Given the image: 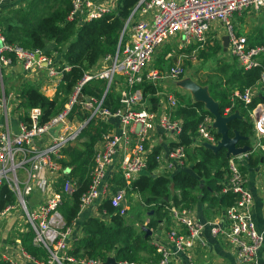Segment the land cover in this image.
I'll list each match as a JSON object with an SVG mask.
<instances>
[{"label": "built area", "instance_id": "obj_1", "mask_svg": "<svg viewBox=\"0 0 264 264\" xmlns=\"http://www.w3.org/2000/svg\"><path fill=\"white\" fill-rule=\"evenodd\" d=\"M15 1L0 0V8ZM68 1L72 4L68 19L81 26L116 12L119 0ZM262 9L264 0H139L121 32L115 54L99 61L100 70L94 71L96 66L90 69L74 87L70 96L71 105L44 125L41 124V109L35 108L22 120L18 119L17 131H14L10 119L12 111L18 107L12 102L13 94H7L1 83L0 190L7 184L17 195L32 230L33 245L45 250L48 255L46 262L36 261L23 247H19L7 259L8 264H26L29 261H36V264L106 262L101 258L77 259L70 255L79 238L76 237L75 225L68 226L60 212L65 204V196L72 198L79 188L78 181H73L63 172L58 159H62L63 148L76 137V134H72L73 125L70 124L69 115L78 103L82 88L93 79H101L107 81L108 89L117 80L123 89L121 107L115 113L103 109V102L97 103L93 98L83 103V110H90L93 104L98 105L93 118H101V115L106 119L117 118L120 129L105 134L96 148L94 164L89 173L91 183L80 199V212L90 211L100 215V218H109L106 211H100V207L109 202L115 214L123 217L127 212L123 200L128 189H132L133 184L147 172L151 153L160 147L149 145L154 142L156 129L176 137L183 129V121L174 116L179 107L175 96H167L166 111L159 115L145 104L143 87L147 83H158L165 78L177 80L185 73L181 65H173L167 75L157 69H148L158 49L176 37L179 38L180 50L210 43L215 45L216 41L220 43L224 37H228L230 55L240 70L263 67L264 45L251 46L237 25V17ZM0 44V78L3 68H6L11 72L19 70L26 74L25 77L42 73L50 79L58 78L61 81L64 74L72 69L69 64L59 60L56 53L47 55L44 51L27 49L17 42L10 43L1 23ZM260 85L264 90V68ZM257 88L253 86L233 91L229 97L230 105L225 109V116H229L239 111L238 105L242 104L240 106L249 112L255 132V145H250V152L231 157L229 176L223 181L220 194L237 195L235 204L226 208L220 218L207 222L199 220L195 208L167 207L166 211L175 226L166 233V239L153 234L151 243L156 249L157 260H116L118 264H195L197 249L207 248L204 239L206 230H209L212 238L234 249L238 264H258L259 253L264 248V231L258 230L253 219L255 197L242 171L244 158L259 149L264 150V102L249 109L258 97ZM213 120L206 117L199 125L198 138L194 143L217 145L219 140L215 136ZM59 126L58 136L54 137L49 131ZM132 127H135L133 135ZM155 141L160 144L158 139ZM161 150L156 156L155 176L173 174L187 167L188 154L184 146H170L167 150ZM263 175L261 172L258 180L261 184L264 183ZM19 176H22V180ZM116 177L120 178L123 186L115 183ZM36 189L41 191V199L39 205L32 208L29 197ZM14 206H9L1 215L14 210Z\"/></svg>", "mask_w": 264, "mask_h": 264}, {"label": "trees", "instance_id": "obj_2", "mask_svg": "<svg viewBox=\"0 0 264 264\" xmlns=\"http://www.w3.org/2000/svg\"><path fill=\"white\" fill-rule=\"evenodd\" d=\"M49 2L50 0H35L34 4L46 5ZM138 2L139 0H119L116 12L81 26L76 21L68 19L72 10V4L68 0H56V7L46 15H39L41 12L33 15L30 11L23 12L21 9L15 12L9 11L3 15L0 12L2 30L10 43L21 41L25 48L38 49L47 55H51L52 50L61 52V57L72 67L70 72L64 74L62 87L65 97L62 100L50 99L42 94L37 87L25 84L20 95L21 106L27 110L41 109L43 114L42 125L59 114L64 107L66 96L68 98L85 74L94 68L102 58L115 54L121 32ZM260 45H264V43ZM64 46L67 47L64 48ZM219 47L214 46L213 48L209 47V49L213 53H217ZM201 58H207L205 51L201 52ZM263 68L264 61L263 67L250 71H239L233 81L240 85V90L257 86L261 81ZM107 86L105 80L93 79L89 81L82 88L78 98L79 105L77 103L73 107L69 119L72 120L78 110L80 113L87 98L102 101V108L111 113L118 111L121 107L120 100L122 97L121 95L117 97L111 88L106 94ZM154 88L153 86H146L144 94L145 98L148 94L152 95L154 102H157L158 99L154 97L156 94ZM176 96L179 107L174 116L183 121V129L178 136V142L173 143L172 146H184L189 155V148L194 145L199 125L204 122L206 117L212 119L214 117L203 103L195 102L191 97L179 93ZM211 96L219 103L221 114L225 115V109L230 105L227 92H214ZM263 98L262 96L256 97L249 109H253L261 103ZM240 105L242 104L238 105V110L242 119H236L229 124V135L233 136L234 131H240L247 138L239 142V146L242 147L251 144L255 132L249 112ZM89 118L88 112H85L81 117L82 121ZM113 128L111 124L102 121L101 118H92L87 125L91 138L90 142L86 144L85 151L81 155H77L74 150L67 153L75 161L80 162L79 168L77 167L73 172L78 180L79 188L72 197V204H65L63 208V215L68 226L74 225L80 213V199L90 187L89 173L93 165L91 159L95 146ZM215 136L217 140L220 139L217 133ZM159 152L160 147L153 150L149 157L147 172L129 190L142 195L146 204L154 207L152 209L154 215L149 219L148 229L157 228L159 222L166 218L165 215L168 216L166 208L171 205L194 209L197 205L207 203L209 205L206 208L207 211L214 209L219 213L235 204L237 195L233 193L220 194L223 181L229 176L231 157H227L226 150L214 153L202 145H198L194 149V154L199 158L195 160L192 167L187 166L170 175L158 174L155 176L156 156ZM257 162V160H251L254 167L258 165ZM119 182L121 186L124 185L122 181ZM15 201L16 196L9 186H2L0 190V215L9 206L15 205ZM100 211H106L109 214L110 223L96 217L88 218L82 227L84 236L74 243L70 251L71 256L77 259L87 257L103 260L114 256L117 261L136 262L140 261V254L148 253L150 257L144 260H157V256L153 255L156 251L155 247L151 245L152 236H148L147 231L137 229L133 224L127 223L124 217L115 214V210L109 202L104 203L100 207ZM31 234L32 232L23 237V248L34 259L46 262L47 253L33 245V234Z\"/></svg>", "mask_w": 264, "mask_h": 264}, {"label": "rangeland", "instance_id": "obj_3", "mask_svg": "<svg viewBox=\"0 0 264 264\" xmlns=\"http://www.w3.org/2000/svg\"><path fill=\"white\" fill-rule=\"evenodd\" d=\"M34 2L35 0H17L12 5L14 6L13 8H9V7L4 8V6H2L0 8L1 15L9 11L15 12L16 10H19V9H21L23 12L30 11L33 15L35 13L39 14L40 12L41 13L39 15H46L56 7V0H50V2L46 5L45 4L37 5V4H34ZM116 6L118 5L116 4ZM246 13L247 14L243 18L238 20L239 32L248 38L249 44L251 46L263 44L264 43V9L259 10L257 12H246ZM126 23H125V26H126ZM16 42L21 44L24 47V44H22L21 41H16ZM178 42H179V38L176 37L173 40H170L166 42L165 44H163L158 49L156 54L154 55V58L152 59L151 63L148 65V69L150 70L157 69L165 75H167L168 70L173 65H181L185 69V73L182 74V76L177 80H173L171 78H165L163 81L158 82L159 86H157L156 88H158V90L160 91L161 96L165 98V100L164 99L163 100L166 106H167V99H168L167 96H175L177 98L176 96L177 93L184 95V96L191 97L192 100L195 101V98L192 92L184 86V83L186 82H191V83L200 85L201 87L207 89L210 95H212L214 92L222 93L225 91L227 92V95L229 96L231 92L241 89L240 85L235 84L233 79L236 77L239 71H242V70L239 69L238 65L235 63L234 58L230 55L228 46L227 47L224 46V42L217 43L218 41H216L215 45L210 43L208 45L206 44L200 47H196V46L187 47L186 49H182V50L178 48ZM214 46H220L217 53H213V51L209 49V47L213 48ZM66 47L67 46H64V48ZM202 51H205L207 58H201ZM53 53L57 54V57L59 60H61L62 62H65V60L61 57L62 56L61 52L59 53L58 51L52 50L51 54ZM96 67L97 68L94 71L100 70L102 68L100 62L96 65ZM10 72H11L10 69L7 70L6 68L5 69L3 68L2 78H0V85L2 83L3 88L7 94L8 93L13 94L12 102H14L16 106L18 107L17 109H15V112L17 116H19L18 119L22 120L24 117L28 116L30 110H27L25 107L21 106V102H22V99L20 97L21 90L25 84L33 85V80L31 77H29V79L31 80L26 79L24 74L20 72L19 70H17L16 72H11V73ZM44 75L45 74H42V73L38 74L40 79L39 78L37 79H39L40 83L42 82V79H45L48 82V84H50V86L57 85V87L54 88L55 90H57L56 91L57 95L51 99L58 98L59 100H62L65 97L63 93V87H62V85L64 84V80L62 79L60 81V79L58 78L50 79L47 76L49 78L48 79ZM34 83L36 85V82ZM107 89H108V86H107ZM111 89L112 91H114L117 97L118 95H121V92H119L118 90L122 91V88L120 87V82L118 80L117 82L113 84ZM71 94L68 96V98L66 96L64 107L61 109L59 114L62 111L66 110L67 106L71 105L70 103ZM88 99L89 98H87V100ZM94 100L97 103H100V100H97V99H94ZM145 104L148 106H153L154 104L153 97L150 95L147 96L145 98ZM77 105H79V103ZM97 108H98V105H94V104L92 108H90V110H87V109L83 110L81 108V111H80L81 114L79 113V110H78V113L76 112L77 114L75 115V117L72 120H70L71 122L70 124L73 125L72 134L74 135L76 134V137L72 139L71 141H69L66 147L63 148L61 152L62 159H58V163L61 165L63 172L66 173L67 177L72 179L73 181L75 179L77 180L76 175L75 174L73 175V172H75L77 167L79 168L80 162L75 161L73 157L67 153L74 150L77 155H81L85 151L86 144L90 142V138H91V135L87 130V125L89 123V120L93 118L92 116L97 111ZM15 112L13 111L14 115H11L12 117L15 116ZM85 112H88L90 114V118L85 121H82L81 117L83 116ZM1 119H4V117H1ZM101 119L102 121L105 122L104 115L103 116L101 115ZM108 122L110 123L111 121L109 120ZM213 124H214V120H213ZM216 133H217V130L215 129V134ZM161 137L165 140V135ZM197 138H198V133H197L196 139ZM254 139L255 137L252 139V141ZM199 144H200L199 142H196L194 143L193 146H191V148H189L190 152L188 155V161L186 163V165L189 167L190 166L192 167V165H194L195 160L199 158L197 155L194 154V149ZM161 148L162 150H166L163 147H160V150ZM97 149L95 148L94 153L92 154L91 160L93 164H94V158H95L94 156H95ZM255 160H257L258 161L257 164H259V159L256 158ZM91 168H90V171H91ZM258 171L264 174V166L263 168H260V170L258 169ZM166 175H170V174H166ZM19 177L22 180V176H19ZM116 179L118 182L120 181L119 177H116ZM4 185H7V184H4ZM129 190L130 189H128L127 195L125 196L123 200V203H124L123 205L127 208V212L125 216L123 217L127 223L133 224L137 229L139 230H142L144 228L146 229L148 225L147 221H149L150 217L154 215V211L152 210L154 207L146 204L145 198L142 195L135 193V192H130ZM31 196L29 198H31ZM72 201H73L72 198H69V196H65V201H64L65 204H72ZM36 203L37 202H32L31 200L29 202V204H36ZM17 204L19 206L20 212L17 211V208H18ZM64 206L62 207L60 211L62 215H63ZM14 208L15 209L12 210L11 213L10 212L9 213L11 214V216H13L14 214H18L17 216L18 222L16 223L17 224L16 228L8 236H5L0 231V264H8L7 259L13 256V252H15V250H17L19 247H23L22 245L23 237L26 234L31 233L32 231L28 224L24 207L21 204L18 197H16ZM7 214L1 215L0 217H4ZM92 215H95V214L92 213ZM95 217H99V219L107 223H110V219H111L110 217L100 218L101 216L97 214L95 215ZM165 217L167 218V220H169V213H168V216L165 215ZM217 218H220V216ZM217 218L213 220H216ZM209 221H212V220H209ZM0 223H1V220H0ZM74 228H75L76 237L80 238L78 229L76 228V226ZM151 232H152L151 236L153 238V231ZM149 257L150 255L148 253H142L140 254L139 260L140 261L153 260V259L144 260Z\"/></svg>", "mask_w": 264, "mask_h": 264}, {"label": "crops", "instance_id": "obj_4", "mask_svg": "<svg viewBox=\"0 0 264 264\" xmlns=\"http://www.w3.org/2000/svg\"><path fill=\"white\" fill-rule=\"evenodd\" d=\"M13 4H14V2H9V3L4 4L3 6H4V8H8V7L13 8L14 7V6H12ZM249 12H253V11H249ZM246 14L247 13H244L241 17H237V25H238V20L243 18ZM238 28H239V25H238ZM258 45H260V44H258ZM24 75H26V74H24ZM44 76L46 77V75H44ZM29 77L30 76H26V79H29ZM31 78L33 80V86L37 87L40 90V92L47 95L50 99L57 95L56 94L57 90L54 89L55 87H57V85H51L50 86V84H48V82L45 79H42V82L40 83V81H39L40 78L38 75L37 76H31ZM37 78H39V79H37ZM29 80H31V79H29ZM29 80H27V81H29ZM34 82H36V85ZM146 86H153V87H155L154 89H156V94L154 95V97H156L158 99V101L154 102L153 106H151L152 111L156 112L157 115L164 113L166 111V104L164 102L165 98L161 96L160 91L158 90V88H156L157 86H159L158 83H153V84L147 83L143 87L144 91H145ZM257 87H258L257 88L258 96H262V98H263V92L264 91H263V88L261 87L260 83L257 85ZM121 88H122V86H121ZM118 91L121 92L120 90H118ZM149 95L150 94H148V96ZM230 95H229V97H230ZM150 96H152V95H150ZM262 102H264V98H263ZM14 112H15V109H14ZM11 115H14L13 111H12ZM11 118L12 119H10V121L12 123L13 130L17 131L19 116H17V114L15 112V116H13V117L11 116ZM104 119H105L106 123L111 124L114 127L109 132H111V131L117 132V130L120 129L119 128V120L117 118L110 117L108 119H106V118H104ZM109 120L111 121L110 123L108 122ZM131 131H132L131 135H133L134 131H135V127H132ZM159 135H161V136L165 135V140ZM153 138H155L154 142H150L149 145L154 146V147L160 146L166 150L173 143L178 142V137L173 136V135H166V134L162 133L160 129H156V131L153 135ZM156 139L159 140L160 144L155 141ZM262 143L264 145V137L262 138ZM99 144H100V142L95 146V148H98ZM250 145L254 146L255 141L253 140ZM263 154H264V150L259 149V150L255 151L254 153L250 154L247 158H245L242 161L243 172H244L245 176H247V178H248L249 188L255 197V205H254V208L252 210L253 219L257 225L258 230H260L261 232L264 231V183L261 184L258 181V179L260 177V173H261L260 171H258V169L260 170V168H263V166H264V155ZM256 158L259 159V164L256 167H254L251 164V160L255 161ZM116 182L118 183L117 180L115 181V183ZM40 199H41V191L39 189H36L35 192L32 194L30 200L32 202H37V203L36 204H29V206L32 208H35L36 206L39 205L38 203L40 202ZM208 206L209 205L206 203L203 205H197L195 207L196 212H197V216L201 222H207V221L213 220L219 216L221 217L223 212H224L222 210L219 213H217V211L214 209L211 211H207L206 208ZM17 207H18L17 211L20 212L19 206H17ZM215 211L217 214L215 213ZM10 213L4 217H0V220H1L0 231L5 236H8L11 232L14 231V229L17 226L16 223L18 222V218H17L18 214H14L13 216H11ZM91 217H95V215H92V213L90 211H85V212L79 213V215H78V217L74 223L76 228L78 229V232H79V236H80L79 239H81L84 236V232L82 229L83 223L88 218H91ZM148 223H149V221H147V224ZM173 226H175V224L172 222L171 218H169V221L167 219H163L162 221L159 222V225L157 226V228L150 229V230L153 231V234H158V235L165 238L166 233ZM204 239L207 243V248H204L203 250H200L199 248L197 249L198 257H197L195 264H238V262L236 260L235 251L231 246L223 244L221 241H218V240H215L214 238H212L209 230L205 231ZM153 255L156 256V253H154ZM26 264H36V261H29ZM258 264H264V248L259 253Z\"/></svg>", "mask_w": 264, "mask_h": 264}, {"label": "water", "instance_id": "obj_5", "mask_svg": "<svg viewBox=\"0 0 264 264\" xmlns=\"http://www.w3.org/2000/svg\"><path fill=\"white\" fill-rule=\"evenodd\" d=\"M223 42H224V46L227 47L229 42L228 37H224ZM108 64L110 65L111 62H109ZM184 86L192 92L195 98V102L203 103L205 105V108L213 115L214 117L213 127L217 130V134L220 136L217 145L204 143L203 147L211 150L214 153H218L221 150H226L227 157H236L251 151L250 145H246L242 147L239 146V142L241 140L247 139L241 134L240 131L236 130L234 131L233 136L229 135V130H230L229 124L236 119H242V116L240 115L239 111H236L232 115L225 116L221 114L219 103L213 99V97L209 94L207 89L191 82L184 83ZM108 90L109 89L106 90V94L108 93ZM90 121L91 119L89 120V122ZM59 129L60 126L51 129L49 132L54 137H57ZM145 231H147L148 236L152 235L150 229L146 228ZM105 264H118V263L115 258H108Z\"/></svg>", "mask_w": 264, "mask_h": 264}]
</instances>
